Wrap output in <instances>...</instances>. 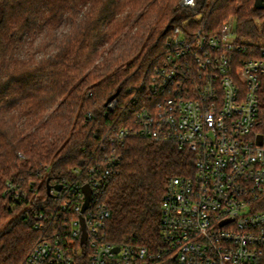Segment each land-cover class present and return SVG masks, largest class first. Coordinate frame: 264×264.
<instances>
[{
	"label": "trees",
	"instance_id": "1",
	"mask_svg": "<svg viewBox=\"0 0 264 264\" xmlns=\"http://www.w3.org/2000/svg\"><path fill=\"white\" fill-rule=\"evenodd\" d=\"M255 1L197 0L191 9L180 0H0V264H20L37 244L28 213L47 199L49 183L95 163L108 129L129 124V89L162 62L174 27L218 29L232 15L240 36L256 41L264 8ZM118 90L110 110L105 103ZM261 98L264 125V87ZM119 153L103 193L107 238L154 249L168 182L191 174L195 157L140 136Z\"/></svg>",
	"mask_w": 264,
	"mask_h": 264
},
{
	"label": "built area",
	"instance_id": "2",
	"mask_svg": "<svg viewBox=\"0 0 264 264\" xmlns=\"http://www.w3.org/2000/svg\"><path fill=\"white\" fill-rule=\"evenodd\" d=\"M263 87L264 39L242 38L234 18L218 29L175 26L162 62L129 89L136 106L129 124L110 127L96 162L49 183L47 199L28 213L41 235L20 264H264ZM117 104L116 97L107 107ZM129 136L174 143L195 157L191 174L168 182L154 249L107 238L103 193Z\"/></svg>",
	"mask_w": 264,
	"mask_h": 264
},
{
	"label": "water",
	"instance_id": "3",
	"mask_svg": "<svg viewBox=\"0 0 264 264\" xmlns=\"http://www.w3.org/2000/svg\"><path fill=\"white\" fill-rule=\"evenodd\" d=\"M255 6L259 9H263L264 8V0H256L255 1ZM120 93V90L116 91L114 94H112L106 101L105 105L107 106L109 102H111L112 100H114ZM61 187L58 186V189H60ZM50 190V185L48 186V191ZM85 191L87 193V200L85 203V206L88 204L89 200L91 199V195H90V188L88 185L85 186ZM119 247L115 248V251H118Z\"/></svg>",
	"mask_w": 264,
	"mask_h": 264
},
{
	"label": "rangeland",
	"instance_id": "4",
	"mask_svg": "<svg viewBox=\"0 0 264 264\" xmlns=\"http://www.w3.org/2000/svg\"><path fill=\"white\" fill-rule=\"evenodd\" d=\"M181 1V0H180ZM179 5H180V2H179ZM87 8H85L84 10H86ZM196 18H198V20L199 21H203L204 19H203V15L202 14H199ZM234 18V16H230L228 19H233ZM258 18H259V16L258 17H256V19H255V21H257V22H259L260 23V21L258 20ZM235 19V18H234ZM261 39H264V37H260ZM259 38V39H260ZM39 41V40H38ZM131 97H132V95H131Z\"/></svg>",
	"mask_w": 264,
	"mask_h": 264
}]
</instances>
